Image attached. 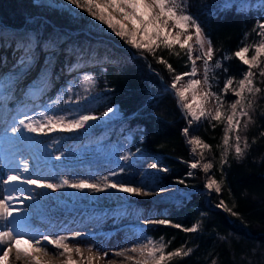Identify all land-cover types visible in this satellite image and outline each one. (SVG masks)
Here are the masks:
<instances>
[{
    "label": "trees",
    "instance_id": "obj_1",
    "mask_svg": "<svg viewBox=\"0 0 264 264\" xmlns=\"http://www.w3.org/2000/svg\"><path fill=\"white\" fill-rule=\"evenodd\" d=\"M178 2L198 20L211 40L212 62L221 64L219 71L215 69L208 75V84L204 83L207 90L222 95L228 78H233L232 87H236L248 67L234 53L241 47L259 42L258 22L264 23V11L260 7L243 8L239 0ZM75 20L62 12L33 4L31 0H0V39L12 36L14 47L27 44L34 49L35 42L43 43L47 37L63 36L77 51L86 55L92 53L94 64L88 71V78H76L72 85L73 102L82 110L91 109L92 114L116 106L121 117L111 133L117 131L127 136L129 150L143 154L144 157L135 163L155 158L158 169H167L166 172L159 171V187L174 186L186 192L177 207L154 218L166 219L171 222L169 225L141 226L145 236L166 245V253L192 250L187 256L173 257L169 264H264V136L261 135L264 133V77L260 75L264 62L252 69L254 84L261 89L253 98L252 122L245 129L246 118L241 121V147L246 142L247 148L239 159L230 149L227 162L221 165L224 119L218 122L204 118L189 125L190 120L185 118L170 91L176 75L190 72L186 51L178 46L172 52L165 48L156 50L155 56L162 57L172 66L170 72L166 64L158 63L153 55H141L116 36L99 32L91 25L83 28ZM19 28L23 29L20 34ZM253 54L250 48L247 56ZM225 56L228 59L225 60ZM233 99L231 91L222 95L225 116L227 105ZM56 113L55 116L66 119L81 115L66 107H57ZM185 128H189L188 139L196 137L210 146L201 152L199 146L193 145L201 165L212 164L207 173L203 169L189 168L191 157L185 142ZM58 133L67 135L63 130ZM189 171L192 176L187 175ZM205 175L221 183L219 194L201 192ZM178 180L185 183H177ZM221 200L237 215L216 207ZM194 225L196 232L183 230Z\"/></svg>",
    "mask_w": 264,
    "mask_h": 264
},
{
    "label": "snow or ice",
    "instance_id": "obj_2",
    "mask_svg": "<svg viewBox=\"0 0 264 264\" xmlns=\"http://www.w3.org/2000/svg\"><path fill=\"white\" fill-rule=\"evenodd\" d=\"M68 4L74 5L76 9H82L87 13L89 17L98 22L100 25H104L110 34L120 38L125 44L131 48L137 50L141 55L144 53L153 55L154 58L160 64H166L168 70L173 71L172 66L167 64L162 57H156V50L159 48L168 49L172 52L177 46L180 50L186 51L187 58L192 62L191 72H185L180 75H176L171 89L175 91V96L178 98L181 108L187 113L191 122L199 121L202 117L209 118L211 121H222L226 118L227 124L224 129L223 145L224 150L221 155L220 163L223 165L227 162V156L229 150L233 147L230 139L234 136L235 145L234 151L236 157L242 158L247 143L244 147H241V121L244 119V128L252 122L251 111L253 110V98L257 93L261 91L259 87H256L253 81L254 73L252 69L258 67L264 60V23L258 22L259 32L257 35L260 40L255 45L241 47L234 53L244 65L248 67V71L243 75V78L238 81L236 87H232L234 80L228 78L223 85L222 95H226L231 91L232 95L236 97L234 102L227 105L231 110V114L225 116L223 111L224 101L222 95H217L213 92H205L202 95H197V86L201 83L199 79H190L186 84L178 88V83L183 80L185 76H196V61L202 60L205 76L204 83L208 84V70L209 63L213 60L214 48L211 40L204 33L202 26L198 20L181 6L178 0H67ZM261 5H264V0H260ZM77 18L80 17L79 13L75 14ZM119 19H116V17ZM255 31V29H254ZM194 39L196 55L194 57L193 44L190 43ZM64 43L63 36H57L55 38H49L44 44V50L46 52L45 65L41 69V76H48L50 78L51 66L54 65L57 54L61 51L60 44ZM250 48L254 51V54L249 58ZM25 56L21 57L17 67L20 71L17 73L14 71L13 75H20L27 72L32 67L36 57L35 51L31 47L24 49ZM179 55V53H176ZM224 59H228L227 56ZM216 68H220V62L215 65ZM75 65L69 68L72 71ZM227 69H225V72ZM260 75L264 77V69H261ZM37 79H40L38 77ZM35 87V81L30 86V91H37ZM188 93H192L189 101ZM214 97L217 107L215 108V114L212 112H206L204 104L209 97ZM4 97V81L0 79V100ZM113 108H109L104 113L107 116L109 113L114 112ZM95 115L82 114L76 119L68 120L63 116L45 115L44 118L37 119L33 116L24 114L19 120L17 127L15 124L12 127L13 134L25 131L31 134H50L55 130L63 131H76L85 129L89 126L91 121L97 120ZM185 135L189 134V128L183 129ZM264 136V133H261ZM188 143L194 146H199L201 152L205 149H209L207 143H203L200 139L192 137L188 140ZM139 151V149H137ZM196 148H193V152ZM61 157L58 155L56 159ZM122 159L127 160L128 157L124 156ZM200 166L199 161H194L189 164L190 169H196ZM154 169L157 168L156 164H153ZM212 168L211 163H204L202 169L204 172ZM123 171V168L120 169ZM160 172H166L167 169L160 167ZM29 172V163L24 160L20 163L18 170L7 174L3 177L2 183L5 186V194L0 198V264H10L9 256L13 250H15V260L22 261L23 264H54L55 260L63 259L60 264H76L72 258V254H81L80 247H71L70 240H77L81 237L80 232H74L70 235L62 234H40L33 236L29 233L22 231L16 225V218L23 211V201H37L39 205L38 197L46 194V191L58 192L63 189H71L77 192H90V193H103L109 190L116 192L134 195L148 196L151 189L144 186V190L141 191L140 187L129 185L123 181H114L109 177H104L101 181L92 182L87 179L73 180L67 177L60 178L59 180L42 179L39 176L25 175ZM117 175V172L113 171L110 176ZM188 176H192V171L187 173ZM177 183L184 184V180H178ZM16 185L27 186V193L19 195L16 191ZM204 188L211 193L213 190L219 194L221 192V183H218L216 179H209L204 184ZM36 189L45 190L36 192ZM218 208H223L225 212H230L231 215L236 216L237 213L231 212V209L225 206L223 200L216 205ZM149 225H169L171 222L166 219H148L146 221ZM174 227H180L179 225H173ZM186 232H196L197 227L194 225L191 228L183 229ZM221 239H224L221 237ZM46 242V243H45ZM21 244H27L32 251H26L21 248ZM56 249V252H50L48 246ZM166 245L162 242H157L152 238H145L144 242L139 243L133 247L126 248L123 252H117V255H123L124 252L136 254L135 256H128L127 259L133 261V264H169V261L173 257H180L181 255L187 256L192 251H182L180 249L165 252ZM107 255V253H105ZM139 257V258H137ZM88 264H91L89 260Z\"/></svg>",
    "mask_w": 264,
    "mask_h": 264
},
{
    "label": "rangeland",
    "instance_id": "obj_3",
    "mask_svg": "<svg viewBox=\"0 0 264 264\" xmlns=\"http://www.w3.org/2000/svg\"><path fill=\"white\" fill-rule=\"evenodd\" d=\"M31 3L43 5L58 12H62L67 16L76 19L75 22L81 23L83 28L91 25L99 32L110 34V31L107 30L104 25H100L98 22L93 20L82 9H76L74 5L68 4L67 0H31ZM239 4L243 8L260 7L264 11V5H261L260 0H239ZM76 13L80 14L79 18L76 17ZM116 19H119V17L117 16ZM22 30L23 29L20 28L18 29L19 34ZM21 35L24 36L23 33H21ZM32 37L34 38L33 35ZM32 37L29 39L33 42ZM116 38L124 43V41L120 38ZM48 39V37L45 38L43 43L35 42L33 48L36 59L30 70L20 75H13V73L14 71L17 73L20 71L17 65L19 64L21 57L25 56L24 49L28 47L27 44L22 47H14L15 38L12 36L0 39V79L4 81V97L0 100V105H4L3 110L9 112L12 124L18 123V120L24 114L41 120L45 115H56L57 107L69 108L75 114H89L98 117L97 120L91 121L89 126L85 129L66 131L67 135L59 134L58 132H62V130L59 129L50 134H32L36 137L35 144L39 145L36 148V151L38 153L43 151L51 153L53 155V162L69 163V166L71 167L81 165L83 161L89 159L93 161L96 160L97 162L102 160L103 162H107L105 167L97 166V168L103 169L100 172L96 170L92 176L97 181H101L107 176L111 180L123 181L129 185L140 187L141 191L144 190V186L151 189L152 191H150L148 196L140 195L139 198H132L133 194H125L109 190L111 194L122 196L124 202L127 204V207L118 212L115 218H110L108 216H104L103 218L102 214H98L101 216V220L95 225V228L98 230L97 233L100 236L99 239L102 238L101 231L108 228V231L105 232V235H107L106 241L112 242L115 240V242H117L122 237L120 235L124 234L126 235L125 239L128 242H131L128 248L133 247L144 242L145 238H151L143 234L141 226L147 224L146 221L148 219H154L159 215H166L172 208L177 207L181 196L186 195V192L175 188L174 186L159 187L158 168L154 169L152 167L155 162V158L153 161L147 159L142 162L135 163L137 159L144 157L143 154L131 152L129 150V138L127 136L120 135L117 131L111 133L116 125V121L121 117L116 106L112 105L104 109L101 113L92 114L91 109L85 108V110H82L81 107H79V104L73 102L72 99L74 98L75 93L72 85L76 78H88V71L92 68L91 65L94 64L92 53L89 52L86 55L84 52L81 53L77 51L78 49L72 47L69 42L63 38L64 43L60 44L61 51L57 54L54 65L51 66L50 69V78L48 76H41V69L45 65L46 61L44 44ZM190 43L193 44L195 57L197 53L195 50L196 46L194 39L190 41ZM127 47L131 48L129 45H127ZM216 63L217 62L210 61L208 75L215 69L219 71V68L215 67ZM72 65H75V68L72 71H69L68 69L71 68ZM190 65L191 72L193 67L191 61ZM195 67L196 76H185L177 86L178 88L183 86L190 79H199L201 83L197 86L196 90V94L199 96L209 91L203 81V76L205 74L203 61H196ZM38 77H40V79H37ZM34 81L35 87L38 90L30 91V86ZM170 91L175 96V91L171 88ZM191 95L192 93H188L189 101L191 99ZM175 98L178 107L184 114L185 118L191 120V117H189L181 108L178 98L176 96ZM235 99L236 97L234 96L232 102H234ZM22 100L24 101L22 102ZM109 108H113L115 111L105 116L104 113L107 112ZM214 108L215 101L214 98L210 96L204 104V109L206 112H213ZM228 114H231L230 108H228ZM71 119L76 118L73 117ZM203 119L204 118L202 117L199 121ZM199 121L193 120V122ZM226 124L227 121L225 118L224 129ZM188 140L189 139L185 135V142L189 148L191 157V161L189 162L190 164L191 162L199 161V159L196 152H193L194 146L189 144ZM229 143L233 145L231 149L234 150V136L230 139ZM58 155L61 157L59 160L56 159V156ZM124 156H127L128 159H122ZM121 168H123L122 172L120 171ZM197 169L202 170L201 163ZM113 171L117 172V175L110 176V173ZM208 180L209 178L206 175L203 176V188L201 192L205 195H210L215 192L213 190L209 193L208 190L204 188V184L207 183ZM52 194L56 197L59 196L55 193ZM83 205L87 204L84 203ZM103 239H105V237ZM153 240L160 242L158 239ZM74 245L79 247L76 243H74ZM83 249L89 254H92L89 249ZM126 255L127 256H124H131V254L128 255V253H126ZM111 261L109 264H129L124 259Z\"/></svg>",
    "mask_w": 264,
    "mask_h": 264
},
{
    "label": "bare ground",
    "instance_id": "obj_4",
    "mask_svg": "<svg viewBox=\"0 0 264 264\" xmlns=\"http://www.w3.org/2000/svg\"><path fill=\"white\" fill-rule=\"evenodd\" d=\"M3 107L4 105H0V198L5 194V186L1 180L7 174L18 170L20 163L24 160L29 163V172L25 175L39 176L42 179L53 181L67 177L73 180L87 179L98 182L92 176L96 170L100 172L103 169L97 168V166L105 167L107 162L102 160L97 162L89 159L83 161L81 165L73 167L69 166V163L53 162L51 153L44 151L38 153L36 151L39 145L35 144L36 137L31 133L20 131L13 134L12 127L14 124H12L9 112L4 111ZM15 125L19 127L18 123ZM17 160L20 163H17ZM15 187L17 193L21 196L28 191L27 186L24 185H16ZM35 191L45 190L36 189ZM52 193L59 196L56 197ZM139 196L133 194L132 198H139ZM38 200L39 205H37L36 200L23 201L22 205H18L22 207L23 211L16 218V224L24 225L22 231L33 236L40 234L70 235L74 232H80V238L69 241L71 247H77L74 245L76 243L81 249L80 255L72 254L76 264H88L89 260H91V264H109L111 260L119 259H124L129 264H133V261L125 256H127L126 253L131 254V256L136 254L129 252H124L123 255L116 254L129 247L131 242L125 239L126 235L121 234L122 237L117 242L115 240L108 242L106 241L107 235H105L108 228L101 231V239H99L98 230L95 228V225L101 220V216L98 214H102L103 218L104 216L115 218L118 212L127 207L122 196L111 194L109 191L90 193L63 189L58 192L46 191V194L38 197ZM84 203L87 205H83ZM0 227H3V225L0 224ZM37 229L38 231L35 232L34 230ZM104 237L105 239H103ZM20 247L26 251H32L27 244H21ZM48 248L50 252H56V249L52 248L51 245ZM83 248L89 249L92 254H89ZM0 255H2V252H0ZM62 259L63 257L55 260L54 264H60ZM9 261L10 264H23L22 261L15 260V250L10 254Z\"/></svg>",
    "mask_w": 264,
    "mask_h": 264
}]
</instances>
